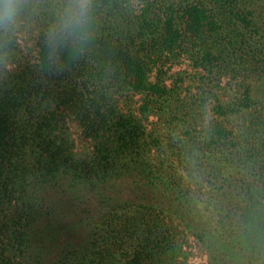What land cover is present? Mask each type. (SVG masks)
Masks as SVG:
<instances>
[{
  "label": "trees",
  "instance_id": "obj_1",
  "mask_svg": "<svg viewBox=\"0 0 264 264\" xmlns=\"http://www.w3.org/2000/svg\"><path fill=\"white\" fill-rule=\"evenodd\" d=\"M0 264H264V0H0Z\"/></svg>",
  "mask_w": 264,
  "mask_h": 264
},
{
  "label": "clouds",
  "instance_id": "obj_2",
  "mask_svg": "<svg viewBox=\"0 0 264 264\" xmlns=\"http://www.w3.org/2000/svg\"><path fill=\"white\" fill-rule=\"evenodd\" d=\"M15 8L11 6V3L5 7L3 16L5 20H11L15 15ZM87 16V7L84 4L81 5L80 8L74 9L68 16V21L71 22L73 25L79 26L82 24L83 20ZM64 31V25H62L56 33V36L62 37Z\"/></svg>",
  "mask_w": 264,
  "mask_h": 264
}]
</instances>
